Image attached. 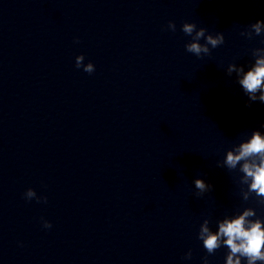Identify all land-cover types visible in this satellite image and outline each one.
Returning a JSON list of instances; mask_svg holds the SVG:
<instances>
[{
  "label": "clouds",
  "instance_id": "9594fccd",
  "mask_svg": "<svg viewBox=\"0 0 264 264\" xmlns=\"http://www.w3.org/2000/svg\"><path fill=\"white\" fill-rule=\"evenodd\" d=\"M167 28L175 32L176 24L169 21ZM181 30L191 37V41L185 45V50L198 58L202 55H209L211 49L225 42L222 32H217L215 35L206 34L207 30L204 27L197 29L195 23L185 22ZM240 34L247 39L261 36L264 34V20L251 23ZM201 39L204 43H200ZM261 43L264 44V40ZM252 55L255 60L247 70L236 63H231L227 67L229 76L236 74L237 83L248 97V106L257 100L264 103V47L253 49ZM84 59L83 54L76 56V67L82 68L86 73H93L94 64L91 62L84 64ZM217 166L227 167L229 170H236L239 166L238 170L243 174L240 177V183L247 185V190H242L243 199L247 201L252 194H255L258 202L264 205V134L259 130H254L247 140L228 150L222 164L218 163ZM194 186L201 194L211 190V185L203 179H195ZM24 197L26 200L35 198L37 202H47L46 196L38 197L32 188L26 190ZM253 217H256L255 209L244 208L237 215L217 221L216 231L210 229L209 220L205 219L200 225L198 239L202 241L209 255L222 246L226 247L228 249L226 264H242V261L244 264H264V220L252 219ZM43 227L50 229L51 222L44 220ZM191 255L189 251L185 258L190 259ZM203 264H209L207 257L203 258Z\"/></svg>",
  "mask_w": 264,
  "mask_h": 264
}]
</instances>
